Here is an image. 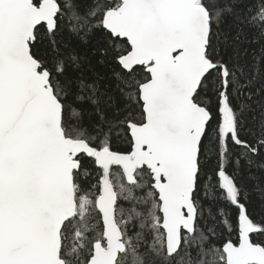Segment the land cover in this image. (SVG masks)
<instances>
[{"label":"snow or ice","instance_id":"obj_1","mask_svg":"<svg viewBox=\"0 0 264 264\" xmlns=\"http://www.w3.org/2000/svg\"><path fill=\"white\" fill-rule=\"evenodd\" d=\"M0 264H264V0H0Z\"/></svg>","mask_w":264,"mask_h":264}]
</instances>
